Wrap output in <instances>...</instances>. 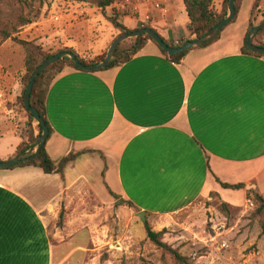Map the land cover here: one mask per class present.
<instances>
[{
	"label": "crops",
	"instance_id": "crops-1",
	"mask_svg": "<svg viewBox=\"0 0 264 264\" xmlns=\"http://www.w3.org/2000/svg\"><path fill=\"white\" fill-rule=\"evenodd\" d=\"M254 2L242 0L220 37L179 63L148 41L120 67H66L52 81L46 98L50 158L58 163L93 150L106 162L88 153L63 175L35 167L0 169V264H53L55 251L66 253L73 238L55 249L43 212L52 218L65 210L63 232L75 238L87 228L85 218L94 216L90 208L74 215L81 203H96L98 214L130 202L153 225L211 192L233 205L249 190L264 194V56L242 52ZM166 8L165 15L153 13L151 27L175 45L194 40L182 0H167ZM127 18L130 29L148 24L144 12ZM24 140L12 129L0 136V159L13 158ZM217 179L245 188L224 189ZM120 210L135 211L127 205ZM78 249L86 248L71 253Z\"/></svg>",
	"mask_w": 264,
	"mask_h": 264
},
{
	"label": "rangeland",
	"instance_id": "rangeland-1",
	"mask_svg": "<svg viewBox=\"0 0 264 264\" xmlns=\"http://www.w3.org/2000/svg\"><path fill=\"white\" fill-rule=\"evenodd\" d=\"M30 2L33 23L21 29L15 36L17 40L0 44V136L9 129L23 136L27 129L24 124L27 115L21 114L19 105L15 104L18 88L12 89L13 84L19 85L20 75L25 70V51L18 40L34 42L48 54L71 48L80 58L92 62L106 54L120 34L111 23L114 16L119 23L133 27V22L127 18L130 14L115 7L103 11L91 0ZM221 4L222 0L215 3L218 11ZM261 11L263 14V5ZM150 24L151 21L146 25ZM260 41L264 42V35ZM133 42L134 39H128L123 45L129 48ZM254 203L248 193L240 205H233L211 192L173 217L153 225L152 217H146V221L154 231H165L163 243L186 258L187 264H264V236L260 218L254 214ZM95 204L77 206L74 215L83 210L88 212L90 208L94 216L85 218L86 224L82 226L87 228H82L75 238L63 232L68 221L66 215L63 225L59 226L60 212L52 218L43 212L49 218L48 230L55 249L73 238L66 253L55 251L53 264H176L167 249L148 240L144 222L136 217V211L127 214L120 210L126 205L131 208L128 203H115L98 214ZM101 205L99 207L103 208ZM131 215L135 218L133 222L129 221ZM77 246L86 249L71 253Z\"/></svg>",
	"mask_w": 264,
	"mask_h": 264
},
{
	"label": "trees",
	"instance_id": "trees-1",
	"mask_svg": "<svg viewBox=\"0 0 264 264\" xmlns=\"http://www.w3.org/2000/svg\"><path fill=\"white\" fill-rule=\"evenodd\" d=\"M116 1H123V0H91V2L97 8L103 11L109 7H112V5ZM216 1L217 0H182L187 16H188V19L190 21V28H189L190 33L192 36H194L195 39L203 37L210 29H212L215 25L223 21L228 16L229 0H222L220 11H218L215 7ZM241 2L242 0H236V16L232 22H234L237 18V15L239 13V9L241 6ZM262 5L264 7V0H255L252 10H251V19H250L247 35L250 29L258 23L257 16H259L260 14L261 21L264 18V12L262 14V11H261ZM32 8L33 7H32L30 0H0V44L7 40H17L15 36L20 33L21 29L33 23ZM111 23L113 24L114 28L120 32L119 36L126 34V33L133 32V31H137V30H140L146 27H151L149 25H144L143 27L139 29H130L127 26L119 23L118 18L115 16L111 19ZM155 31L158 33L156 29ZM221 32L217 34L212 41L207 42L206 44L198 48H205L209 46L212 42H214L220 37ZM263 35H264V29L260 30L257 33L254 39V44L256 46L264 47V42L260 41V38ZM162 39L165 43H167L171 47H180L186 41H188V40L181 41L179 42V44L175 45L164 37H162ZM148 41L153 42L159 48V50L164 56H166L168 59H170L171 61L175 63L181 62V60L185 58V56L191 50H193V49H189L181 54H178L175 56H169L167 52L164 51L149 36L143 35L137 40L134 39V42L129 48H125L123 45V42L120 43L115 50L114 59L110 62V64L105 69H101L98 71L120 67L121 65L129 62L133 58L134 55H136L139 51L142 50V48L146 45ZM18 42L20 45L23 46L24 51H25V70L20 75L18 94L16 97L15 104L19 105V109H21L20 111L21 114L25 113L27 115V119L25 121L26 123H24L27 129L25 131V134L23 135L25 137V140L22 141L17 147L16 154L14 155V157L22 153H25L26 151L34 147L36 141L39 139V137L41 136L43 132V128L41 127V125L37 123V121L34 119V116L26 109L25 104H24V96H25L26 88L30 82V78L34 70L40 64H42L47 58L54 56L60 52L70 51V52L75 53L74 50H72L71 48H65V49L59 50L58 52L54 54H48L44 52V50L40 46L36 45L34 42L24 41V40H18ZM242 52L244 54H248V55H252L256 57L264 56V54L254 53L250 51L246 45V38L244 40ZM106 54L98 57L95 61H92V62H86L84 59L80 58L78 55L77 57L80 59L81 63L84 65H94V64H98L102 62L105 59ZM66 67L73 68L77 71H84V70L76 68L74 62L70 58L68 57L61 58L57 62L52 64L50 67H48L46 70H44L36 78V81L34 83V87L31 93V97H30L31 107L36 109L40 113L41 117L44 119L49 129L48 139L50 138L52 134V129L46 117V98H47L49 87L52 81L61 72H63V70ZM88 153H98L101 156V158L106 162V158L102 152L93 151V150H83L77 153H70L69 155L63 157L58 163H55L50 158L49 154L47 153L46 144H45L39 156L36 159L30 162H21L20 164H17L8 170H15V169L26 168V167H35V168L41 169L45 174L63 175L66 167L70 163L76 161L81 155L88 154ZM32 155L33 154L27 155L25 156V158H29ZM0 161L2 160L0 159ZM217 181L221 184V186L224 189L242 190L245 188L244 184L231 185L227 183H222L218 179ZM247 193H248V197L251 195L252 200L255 202L254 203L255 205L254 214L255 216L260 218L261 234L264 236V196L253 190H249ZM115 198H118V197L115 196ZM128 205L131 208H133L136 212L139 211L132 203L128 202ZM64 215H66V212L65 210L62 209L59 214V226L63 225L62 221L64 219ZM143 226H144L146 236L149 241H151L153 244L159 246L162 249H167V251L172 254L174 258V262L176 264H187L186 258L182 257L178 252L172 249H169L167 245L163 243V238L165 234L164 230L161 232L154 231L148 221H144Z\"/></svg>",
	"mask_w": 264,
	"mask_h": 264
},
{
	"label": "water",
	"instance_id": "water-1",
	"mask_svg": "<svg viewBox=\"0 0 264 264\" xmlns=\"http://www.w3.org/2000/svg\"><path fill=\"white\" fill-rule=\"evenodd\" d=\"M235 16H236V0H229L228 16L223 21H221L220 23L215 25L212 29H210L203 37L197 38L194 40H188L183 45H181L180 47L169 46L167 43H165L163 41L162 37L155 31V29H153L151 27H146V28H143V29H140L137 31H133L130 33L123 34V35L119 36L118 38H116L112 42V44L110 45L105 59L98 64L84 65L81 63V61L77 57V55L73 52H70V51H63V52H60L54 56L47 58L42 64H40L34 70L32 76L30 78V82L26 88V92H25V96H24V104H25L26 109L34 116V119L37 121V123L39 125H41V127L43 128V132H42L41 136L39 137V139L36 141L34 147L29 149L25 153L17 155V156H15V157L7 160V161H0V169H10L15 165L20 164L21 162H30V161L36 159L39 156L42 148L46 144L47 139L49 137V129H48L44 119L41 117L40 113L36 109L31 107L30 97H31V93H32L36 78L44 70H46L48 67H50L55 62H57L59 59L64 58V57H68L74 62L76 68H78V69H81L84 71H98L101 69H105L110 64V62L114 59L115 50L120 43H122L128 39H136L137 40L143 35L149 36L164 51H166L169 56H175V55L181 54V53H183L189 49L201 47L202 45L206 44L207 42L212 41L214 39V37L223 30L224 27H226L227 25H229L233 21ZM262 29H264V18L260 23L254 25L250 29V31L246 37L247 48L254 53L264 54V47H259V46H256L254 44V39H255L257 33ZM30 154H33V155L29 158H25V156L30 155ZM119 202L122 203V201H119ZM137 215L143 222L146 221V215L144 212H139Z\"/></svg>",
	"mask_w": 264,
	"mask_h": 264
},
{
	"label": "built area",
	"instance_id": "built-area-1",
	"mask_svg": "<svg viewBox=\"0 0 264 264\" xmlns=\"http://www.w3.org/2000/svg\"><path fill=\"white\" fill-rule=\"evenodd\" d=\"M167 0H123L122 3L117 1L112 7L121 10L124 13L130 14V16L137 18L144 12V23H149L153 18V13L159 12L162 15L167 13L166 8ZM144 25H142L143 27Z\"/></svg>",
	"mask_w": 264,
	"mask_h": 264
}]
</instances>
